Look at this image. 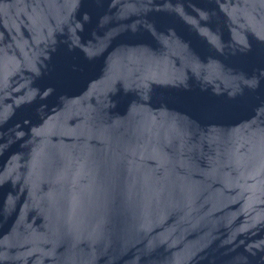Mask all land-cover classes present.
<instances>
[{
  "label": "water",
  "instance_id": "95a60500",
  "mask_svg": "<svg viewBox=\"0 0 264 264\" xmlns=\"http://www.w3.org/2000/svg\"><path fill=\"white\" fill-rule=\"evenodd\" d=\"M0 264H264V0H0Z\"/></svg>",
  "mask_w": 264,
  "mask_h": 264
}]
</instances>
